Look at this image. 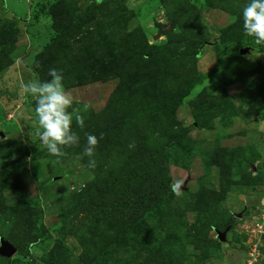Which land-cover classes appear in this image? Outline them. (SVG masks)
I'll list each match as a JSON object with an SVG mask.
<instances>
[{"label": "rangeland", "instance_id": "374dc122", "mask_svg": "<svg viewBox=\"0 0 264 264\" xmlns=\"http://www.w3.org/2000/svg\"><path fill=\"white\" fill-rule=\"evenodd\" d=\"M87 2L0 0V238L16 248L0 264H264V45L244 31L248 0ZM50 68L85 118L59 159L23 87Z\"/></svg>", "mask_w": 264, "mask_h": 264}, {"label": "clouds", "instance_id": "9594fccd", "mask_svg": "<svg viewBox=\"0 0 264 264\" xmlns=\"http://www.w3.org/2000/svg\"><path fill=\"white\" fill-rule=\"evenodd\" d=\"M243 28L248 36L255 38L257 45H264V0H248L242 11ZM49 80L28 81L24 92L35 99L36 120L40 131L37 136L47 152L58 159L65 156V147L78 146L79 135L72 130L73 113L75 123L81 129L85 126L84 116L79 109L73 108V97L65 90L62 70L50 68ZM71 109V111H69ZM103 135L99 137L102 139ZM83 155L94 157L99 142L94 134L86 135ZM95 166V160L89 159V167Z\"/></svg>", "mask_w": 264, "mask_h": 264}, {"label": "trees", "instance_id": "16d2710c", "mask_svg": "<svg viewBox=\"0 0 264 264\" xmlns=\"http://www.w3.org/2000/svg\"><path fill=\"white\" fill-rule=\"evenodd\" d=\"M91 2H93V0H89V3L87 2V4H90ZM176 100L175 98L171 97V96H165L163 98V100L161 102H159L156 106V108H154V110L157 109H161L163 107H166L172 103H174ZM123 126H125L123 124V122H118L117 124H114L110 129H109V133L110 132H114L115 130H118L119 128H122ZM129 181V184L127 186L120 185L118 183V188L117 191L118 193H116V195L114 196L113 200H112V204L114 207L115 212L117 213V215H121V212L123 213H127V211H129L130 207L128 205V202L130 200L129 198V194L128 193V189H130V187L132 186L130 183V179H127ZM132 180V178H131ZM134 180H136V178H134ZM131 185V186H130ZM152 192H156L159 193L161 192V194H165L164 189L160 188L159 192L158 191H152Z\"/></svg>", "mask_w": 264, "mask_h": 264}, {"label": "water", "instance_id": "95a60500", "mask_svg": "<svg viewBox=\"0 0 264 264\" xmlns=\"http://www.w3.org/2000/svg\"><path fill=\"white\" fill-rule=\"evenodd\" d=\"M180 189H184L183 187L176 188L175 190L178 191ZM220 241L224 242L225 238L223 235L220 236ZM16 253V248L13 247L8 241L0 238V257L3 258H11Z\"/></svg>", "mask_w": 264, "mask_h": 264}]
</instances>
